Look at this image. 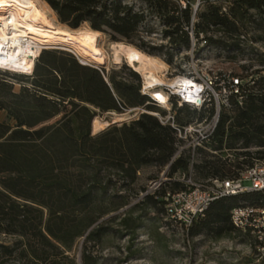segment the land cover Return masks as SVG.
<instances>
[{
  "label": "trees",
  "instance_id": "1",
  "mask_svg": "<svg viewBox=\"0 0 264 264\" xmlns=\"http://www.w3.org/2000/svg\"><path fill=\"white\" fill-rule=\"evenodd\" d=\"M41 1L70 29L86 24L111 41L131 45L147 16L155 13L167 28L163 37L169 46L186 48L189 43L184 30L188 9L179 10L168 0ZM248 10H264V0H233L228 14L208 6L198 15L194 33L196 37L199 33H236V19ZM208 40L226 51L232 49L221 38ZM134 47L147 55L159 49L140 38ZM165 55L170 63L172 54L166 51ZM15 83L20 85L17 91ZM140 91L141 79L129 67L105 73L57 50L39 51L30 76L0 71V112L6 118L0 121V233L19 237L11 245L0 244V259H12L13 264H76L70 253L83 238L82 264H98L86 243L100 244L109 233L100 223L105 217L125 208L129 217L140 205L165 215V191L183 186L162 182L148 191L140 185L139 176L146 167L161 172L169 163L174 131L146 113L111 124L97 134L91 130L99 115L140 107L157 110ZM230 104L232 109L220 116L216 147L225 143L226 148H236L240 143L239 148H264V76L243 84L240 100L232 97ZM178 113L180 122L194 116L187 108ZM186 166L185 159H178L166 178ZM241 203L264 206V194L215 200L184 230L186 238L248 236L236 230L230 219L231 210ZM120 222L130 229V219Z\"/></svg>",
  "mask_w": 264,
  "mask_h": 264
},
{
  "label": "built area",
  "instance_id": "2",
  "mask_svg": "<svg viewBox=\"0 0 264 264\" xmlns=\"http://www.w3.org/2000/svg\"><path fill=\"white\" fill-rule=\"evenodd\" d=\"M168 1L176 4L179 10L188 9L189 12L188 25H184L188 46L168 47L172 54L171 62L186 63L190 65V70L172 76L170 80L176 81L175 86L167 83L147 87L144 86L142 75L131 68L141 79L140 92L148 97L150 102L147 104L157 109L152 112L146 111L144 107L134 110L137 115L146 113L155 117L161 125L169 126L174 131V153L161 175L165 181H153L150 184L153 190L162 182H176L183 186L180 190H166L163 200L165 216L182 230H187L215 200L245 193L264 194V159L249 161L248 151L239 148L240 143L236 148H226L225 143L221 148L216 147L215 134L220 116L232 109V97L240 100L243 83L230 73L200 72L195 65L210 52L218 50L216 45L209 42L208 38L212 37L209 34L199 33L196 37L194 27L198 15L205 6L218 7L220 13L228 14L233 0ZM37 57L32 58L34 62ZM0 71L19 74L4 69ZM156 91L165 96V103H160L156 98L153 94ZM182 108L192 111L194 116L180 122L178 111ZM178 159L186 160V169H177L171 178H166L169 167ZM208 172L209 176H202ZM230 219L236 230L254 239L258 251H264V206L241 203L231 210Z\"/></svg>",
  "mask_w": 264,
  "mask_h": 264
},
{
  "label": "rangeland",
  "instance_id": "3",
  "mask_svg": "<svg viewBox=\"0 0 264 264\" xmlns=\"http://www.w3.org/2000/svg\"><path fill=\"white\" fill-rule=\"evenodd\" d=\"M135 6L144 8L142 3H135ZM206 7L208 6H205L204 10ZM51 14L59 23L55 14L53 12ZM236 21L238 27L236 33H208L210 36H214V39L221 38L225 43L231 45L232 49L226 51L217 46L218 50L210 52L206 58L200 59L195 65L200 72L230 73L241 79L242 83L245 84L252 78L264 76V10H248L242 18H237ZM60 25L63 28H68L66 25ZM79 28L89 27L83 24ZM163 31L164 27L160 18L155 13L149 14L145 23L138 29V38L134 39L133 44L138 45L140 38L151 46L159 48L152 51L153 54L149 56L158 58L167 65L166 78L170 80L172 76L189 72L190 65L183 62L175 64L166 61L165 53L169 51V47L168 40L163 37ZM114 43L134 47V45L125 41H111L108 35L101 33L100 46L107 57L104 65L82 61L77 54L75 55V51L67 46H49L42 50H57L69 53L86 65L104 69L105 73L112 69H119L122 66L131 68L124 60L118 65L113 62L111 49ZM145 54L147 55V53ZM19 87L20 85L15 83L14 90L17 91ZM183 115L181 114V117ZM136 117V110H128L123 114L106 113L97 116L96 119L110 125L112 123L129 122ZM0 121H6L3 112H0ZM102 130L92 131V134H97ZM246 149L250 157L249 161L264 157V148L251 145ZM163 171L164 169L158 172L155 167L144 168L139 176L140 185L148 191H153L150 183L165 181L161 176ZM142 195L144 193L140 194L139 197L141 198ZM138 200H134L133 203H137ZM127 210L128 208L121 209L117 213L105 217L100 222L102 226L110 229L100 244L86 243L87 252L96 257L98 264H264V251L256 249L252 237L236 233L233 237L219 240L206 236L188 239L184 230L170 221L163 212L157 213L140 205L128 217ZM121 219H130V229L127 230L122 226ZM18 238L14 235L0 233V244L11 245ZM83 247L84 239H78L70 253L76 264H82ZM2 261H4V264L14 263L12 259H0V264Z\"/></svg>",
  "mask_w": 264,
  "mask_h": 264
},
{
  "label": "bare ground",
  "instance_id": "4",
  "mask_svg": "<svg viewBox=\"0 0 264 264\" xmlns=\"http://www.w3.org/2000/svg\"><path fill=\"white\" fill-rule=\"evenodd\" d=\"M51 13L40 0H0V69L30 74L34 67L32 58L39 56L43 48L57 45L73 49L84 62L105 64L101 33L90 28H63ZM111 50L113 62L118 65L124 60L142 75L144 86L176 85V81L167 80L168 67L158 58L122 43H114ZM153 94L160 103H165L161 92ZM107 125L94 118L91 129L99 131Z\"/></svg>",
  "mask_w": 264,
  "mask_h": 264
},
{
  "label": "water",
  "instance_id": "5",
  "mask_svg": "<svg viewBox=\"0 0 264 264\" xmlns=\"http://www.w3.org/2000/svg\"><path fill=\"white\" fill-rule=\"evenodd\" d=\"M112 124H115V123H112ZM111 125V124H110ZM109 126V125H108Z\"/></svg>",
  "mask_w": 264,
  "mask_h": 264
}]
</instances>
